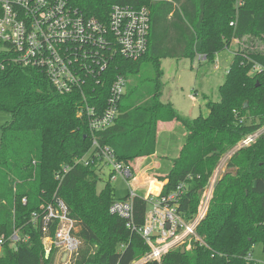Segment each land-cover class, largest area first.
<instances>
[{
  "label": "trees",
  "instance_id": "1",
  "mask_svg": "<svg viewBox=\"0 0 264 264\" xmlns=\"http://www.w3.org/2000/svg\"><path fill=\"white\" fill-rule=\"evenodd\" d=\"M115 4L147 8L150 30L145 55L137 61L115 58L106 72L108 80L96 88L95 97L102 105L117 76L127 81L117 118L106 130L93 137L78 109L79 95L57 92L38 70L10 63L0 73V112L10 116L0 126V235L8 237L16 230L27 238L16 250L6 245L0 264H54V254L44 257L41 222L34 223L32 214L42 219L45 207L58 201L75 221L81 241L75 264H129L149 251L124 220L109 213L116 201L110 189L100 204L90 193L70 195L72 204L59 193L67 180L65 170L78 176L69 185L100 175L103 163L101 157L95 158L94 139L100 147H108L118 163L138 159L132 162L137 190L157 194L158 183L165 182L158 195L162 197L184 185L177 210L190 219L198 212L221 160L241 139L264 126V79L250 75L253 63L264 65L260 53L234 52L218 89L219 102L207 101L206 117H181L171 103L160 101L162 60L200 57L201 62L213 63L233 40L264 38V0H242L240 7L235 0L78 2L84 15L99 20H106ZM87 97L95 103L92 94ZM159 123L180 124L186 136L168 174L156 177L157 183L152 179L155 173L141 170V165L145 157L155 155ZM113 176L111 172L109 181ZM129 197L128 192L121 200ZM132 203L134 224L140 228L148 204L137 195ZM95 220L100 235L92 225ZM196 233L203 244L192 243L183 254L181 249L172 250L160 264H258L251 254L257 243L264 252V135L222 166Z\"/></svg>",
  "mask_w": 264,
  "mask_h": 264
},
{
  "label": "built area",
  "instance_id": "2",
  "mask_svg": "<svg viewBox=\"0 0 264 264\" xmlns=\"http://www.w3.org/2000/svg\"><path fill=\"white\" fill-rule=\"evenodd\" d=\"M79 1L0 0V73L6 65L15 63L41 72L57 92L79 95L78 109L87 118L89 131L94 137L113 125L127 81L117 76L102 105L95 97L96 88L103 87L108 80L106 72L115 58L137 61L145 55L150 13L145 7L115 4L106 20H99L84 15L78 6ZM235 5L240 7L242 0H235ZM250 75L264 79V65L253 63ZM90 94L96 98L93 104L87 97ZM99 109H102L100 114L97 112ZM263 135L264 126L241 139L221 160L203 194L198 212L190 219H185L177 210V202L185 191L184 185H179L167 196L144 198L148 209L140 228L134 224L132 198L136 194L130 192L129 199L114 201L109 213L124 220L126 227L137 233L149 249L129 264H160L172 250L185 251L192 243L203 244L196 229L206 214L220 169L236 151L254 144ZM92 150H95V158L101 157L102 167H111L114 175H120L131 184L134 170L130 164L118 163L113 152L108 147H100L95 139ZM68 171L65 170L66 173ZM32 218L34 223L41 222L44 257L48 258L52 253L54 264H75L81 241L76 236L75 221L70 218L65 205L61 201L49 204L42 213V219H37L36 214H32ZM26 240L16 230L8 237L1 234L0 257L6 245L16 250L18 244Z\"/></svg>",
  "mask_w": 264,
  "mask_h": 264
},
{
  "label": "rangeland",
  "instance_id": "3",
  "mask_svg": "<svg viewBox=\"0 0 264 264\" xmlns=\"http://www.w3.org/2000/svg\"><path fill=\"white\" fill-rule=\"evenodd\" d=\"M249 51L264 54V38H244L242 41L233 40L228 49L217 54L213 63L201 62L198 57L190 59H164L160 62V83L163 85L160 101L171 103L177 113L184 118L194 119L198 116L206 117L208 115L207 101L219 102V87L224 83L225 76L231 65L233 54L236 50ZM142 79L145 77L141 75ZM141 83L142 86H148L147 82ZM10 116L0 112V126L7 122ZM186 136L185 129L176 124L173 130L165 128L159 132L155 154L174 158L179 152ZM161 162L157 170L158 162L155 159L146 158L141 165V170L147 173L168 172V163L165 159L158 158ZM111 167L104 166L100 170L97 179L92 177L83 178V181H73L78 178L71 171L66 173L67 178L65 185L60 187L59 193L65 200L72 195H88L89 193L102 203L101 199L108 189L111 190L112 199L118 201L123 199L127 193L133 192L137 196L146 198L149 194L147 189L137 190L135 183L130 185L120 175L115 174L114 178L109 181ZM219 174V173H218ZM218 176V175H217ZM85 198V197H84ZM83 198V202L87 199ZM203 199V196H202ZM201 199V203H202ZM69 204L70 201L68 200ZM48 206V205H47ZM200 207V205H199ZM97 220L92 224L97 234H101L96 225ZM252 260L258 264H264V252L262 245L257 243L252 250Z\"/></svg>",
  "mask_w": 264,
  "mask_h": 264
},
{
  "label": "crops",
  "instance_id": "4",
  "mask_svg": "<svg viewBox=\"0 0 264 264\" xmlns=\"http://www.w3.org/2000/svg\"><path fill=\"white\" fill-rule=\"evenodd\" d=\"M166 129V130H173L174 128H175V125L174 124H170V123H159L158 124V127H157V135H159V132L161 131V130H163V129ZM157 140H158V136H157ZM183 145V144H182ZM182 147V146H181ZM181 149V148H180ZM180 149H179V151H180ZM179 153V152H178ZM178 156V154L176 155V157ZM176 157H174V158H166L165 156H157L156 154L155 155H153V156H150V157H145V159L146 158H153V159H155L157 162H158V167H157V170H159V165H160V160L158 159V158H160V159H165L166 160V162L168 163V172H169V170L171 169V167H172V163H171V161L173 160V159H175ZM139 159H144V158H139ZM136 160H138V159H136ZM136 160H134V161H136ZM134 161H132V162H134ZM132 162L130 163V165H131V167H132ZM133 168V167H132ZM134 170V169H133ZM168 172L166 173V174H163V173H155L154 175H152V179L153 180H155L156 181V177H165L167 174H168ZM133 174H134V179H135V176H136V173H135V171L133 172ZM133 179V180H134ZM157 182V181H156ZM132 183V182H131ZM158 183V182H157ZM158 184H160V188H159V190H158V192H157V194H149L148 196H157V195H159V193H160V190H161V188H162V185H164L165 184V182L164 183H158ZM147 196V197H148ZM144 199V198H143ZM252 257V256H251Z\"/></svg>",
  "mask_w": 264,
  "mask_h": 264
},
{
  "label": "water",
  "instance_id": "5",
  "mask_svg": "<svg viewBox=\"0 0 264 264\" xmlns=\"http://www.w3.org/2000/svg\"><path fill=\"white\" fill-rule=\"evenodd\" d=\"M185 253L184 249H182V254Z\"/></svg>",
  "mask_w": 264,
  "mask_h": 264
}]
</instances>
